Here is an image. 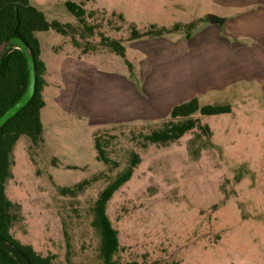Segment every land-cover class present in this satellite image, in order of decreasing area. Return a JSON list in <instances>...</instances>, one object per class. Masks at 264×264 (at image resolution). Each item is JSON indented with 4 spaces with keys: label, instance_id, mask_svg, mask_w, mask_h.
Listing matches in <instances>:
<instances>
[{
    "label": "rangeland",
    "instance_id": "rangeland-1",
    "mask_svg": "<svg viewBox=\"0 0 264 264\" xmlns=\"http://www.w3.org/2000/svg\"><path fill=\"white\" fill-rule=\"evenodd\" d=\"M29 1L70 29L36 35L46 65L44 141L22 137L12 156L13 237L59 264H104L93 207L137 155L107 207L118 262L264 264V0ZM68 1L85 10V24ZM192 23L190 38L184 29L132 38ZM103 38L120 42L130 68ZM192 99L231 113L196 115L210 133L145 141Z\"/></svg>",
    "mask_w": 264,
    "mask_h": 264
},
{
    "label": "trees",
    "instance_id": "trees-1",
    "mask_svg": "<svg viewBox=\"0 0 264 264\" xmlns=\"http://www.w3.org/2000/svg\"><path fill=\"white\" fill-rule=\"evenodd\" d=\"M67 11L85 24L86 12L72 1L65 4ZM148 31L144 35L136 30L132 38L139 39L151 36L162 37L186 30L187 38L195 30V24H176L171 30L166 28ZM69 25L58 21L48 22L44 13L32 6L29 0H0V51L11 41L18 37L22 39L31 50L36 68L35 95L30 103L23 108L14 118L0 129V237L18 249L30 264H59L54 255L42 256L33 246L21 244L12 235V227L16 221L14 213L15 204L7 197L6 183L11 178L12 156L15 147L22 137L28 138L32 145L42 144L44 127L41 119L42 110L46 103L43 96L46 81V65L41 59L42 50L36 35L42 32L54 31L60 35H68ZM102 42L117 56L121 57L130 68L125 48L118 41L103 38ZM29 84L28 64L24 54L19 50L10 51L3 58L0 68V117L13 107L26 93ZM231 113L229 105H204L201 106L197 99L175 106L170 113V121L162 129L152 132L145 137V141L153 145H168L183 138L187 133L200 129L210 133L208 126L201 125L196 115L211 117ZM95 147L98 158L105 164L111 160L96 140ZM140 163L139 156L135 155L131 167L116 180L110 183L99 195L93 207L92 227L100 236L99 253L104 264H122L115 258L120 251L118 231L114 229L108 215L107 207L114 194L133 176L134 168ZM82 185H80L81 187ZM63 194L73 193L71 190H62ZM0 264H18L6 251L0 248ZM125 264H138L136 262Z\"/></svg>",
    "mask_w": 264,
    "mask_h": 264
},
{
    "label": "water",
    "instance_id": "water-1",
    "mask_svg": "<svg viewBox=\"0 0 264 264\" xmlns=\"http://www.w3.org/2000/svg\"><path fill=\"white\" fill-rule=\"evenodd\" d=\"M208 20L211 24H216L222 22V20L218 19L214 15H208ZM12 50L21 51L27 61L28 70H29V84L24 96L13 106L11 107L3 116L0 117V129L7 124L12 118H14L23 108H25L32 98L35 95L36 88V68L35 61L31 50L26 45V43L15 37L11 39V41L0 51V68L2 65L3 58ZM0 248L10 254L18 264H30L28 259L14 246L7 243L0 237Z\"/></svg>",
    "mask_w": 264,
    "mask_h": 264
},
{
    "label": "crops",
    "instance_id": "crops-1",
    "mask_svg": "<svg viewBox=\"0 0 264 264\" xmlns=\"http://www.w3.org/2000/svg\"><path fill=\"white\" fill-rule=\"evenodd\" d=\"M218 19L222 20V22H219L218 24H226L227 23V19L226 18H220V17H217ZM46 103V101H45ZM46 107V106H45ZM42 116V115H41ZM44 139V138H43Z\"/></svg>",
    "mask_w": 264,
    "mask_h": 264
}]
</instances>
